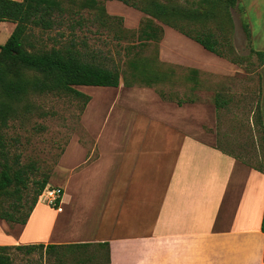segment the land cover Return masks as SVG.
<instances>
[{"label":"crops","instance_id":"1","mask_svg":"<svg viewBox=\"0 0 264 264\" xmlns=\"http://www.w3.org/2000/svg\"><path fill=\"white\" fill-rule=\"evenodd\" d=\"M251 37L254 46L250 27ZM158 61L186 71L189 88L162 97L120 81L106 97L113 95L116 117L97 134L88 95L86 154L52 180L58 206L38 200L25 225L0 220V246L90 244L105 254L107 244L110 261L98 264H264V174L218 145L220 115L201 80L240 68L167 25ZM260 71L264 127V65Z\"/></svg>","mask_w":264,"mask_h":264},{"label":"rangeland","instance_id":"2","mask_svg":"<svg viewBox=\"0 0 264 264\" xmlns=\"http://www.w3.org/2000/svg\"><path fill=\"white\" fill-rule=\"evenodd\" d=\"M85 1L62 0L64 12L57 16L58 24L48 32L37 28L31 30L29 40L34 42L36 48L45 50L74 43L78 50L87 55L88 61L94 60L103 67L118 70L120 81L137 86L144 85L141 78L145 77L134 78L131 63L142 64L148 61L159 76H166L153 82L149 77L148 82L153 84L155 90L165 92L172 98L178 97L181 90L184 92L189 88L184 82L188 73L161 65L158 61V42L142 38V29L150 18L148 15L121 1L96 0L98 6H104L102 13L87 7ZM161 1L176 4L184 10L198 9L206 5L203 0ZM129 2L140 7L144 0ZM213 11L214 14L207 19H181L176 22L179 27L193 35L212 32L218 38V48L227 56L226 59L241 61L237 65L240 69L230 77L203 75L201 80L206 82L205 89L212 91L208 99L214 100L218 92L232 97L228 110H221L220 113L218 145L240 160L264 170V142L261 139L262 132L254 124L253 113L261 103L260 69L263 65L252 52L253 47L261 49L264 44V0H239L234 7H229L223 1L217 4L216 1ZM244 25L249 27V31L251 27L252 36L255 37L254 46L252 37H247ZM14 28L12 23L0 22V45L7 41ZM79 90L94 96L87 119L93 123L92 130L97 134L105 118L112 117L113 120L116 117V111L110 110L114 106L110 105L113 95L106 98L114 94L113 88L86 86ZM122 101H125L124 97L120 103ZM29 104L30 106H25L26 102H23L22 106H17L16 115L9 120L7 128L1 129V133L9 143V163L14 157H19V164L13 165L15 168L33 164L38 172L32 177L37 179L44 174L49 175L46 191L57 188L54 181L61 182L63 167L85 157V150L80 145L88 144L85 141L88 136L87 128L82 122L84 100L72 94H45L30 98ZM69 146L71 148L65 156ZM2 162L4 160L0 156V164ZM32 188L31 184L30 193ZM12 200L5 199L4 204L7 205ZM10 255L15 264H30L39 257H28L17 251H11Z\"/></svg>","mask_w":264,"mask_h":264},{"label":"trees","instance_id":"3","mask_svg":"<svg viewBox=\"0 0 264 264\" xmlns=\"http://www.w3.org/2000/svg\"><path fill=\"white\" fill-rule=\"evenodd\" d=\"M113 1V0H106ZM121 1L127 6L138 9L150 18L142 29L141 35L145 40H154L158 43L163 36V25L170 26L187 37L201 44L206 50L222 58H227L218 48L220 42L212 32H202L193 35L179 27L177 20H193L205 17L210 18L214 14V4L225 2L229 7L237 5L239 0H203L206 4L198 9H180L176 4H170L161 0H144L143 6L132 4L129 0ZM62 0H0V22L15 24V28L7 41L0 45V156L3 158L0 168V220L7 223L25 225L38 203L39 197L49 185V175L44 174L41 178L32 177L38 168L33 164L15 168L19 164V157L9 163L8 144L2 128H7L9 120L17 113V106H30L29 99L45 94H72L84 100L82 111L85 109L90 97L77 90L75 87H110L117 88L120 85V73L116 69H108L88 61L87 55L77 49L74 43L70 46L51 48L45 50L36 48L34 42L29 40L30 31L37 28L43 32L51 31L57 24V16L64 12ZM87 7L95 8L104 13V6H98L96 0H86ZM81 7H84L82 5ZM99 15V14H98ZM154 20H152V19ZM157 21V22H156ZM244 30L250 39V31L247 25ZM258 56L261 65H264V52H254ZM228 60V59H227ZM235 65L241 64L240 60H228ZM132 76H144L141 78L143 86L153 87L151 82L166 76H159V73L149 65L148 61L131 63ZM148 76H145L147 75ZM193 77L199 73L191 72ZM125 81V86H132ZM165 92L159 91L162 97ZM232 97L216 93L214 104L218 112L221 109H228V103ZM183 102V101H182ZM254 124L262 132L264 142V127L260 107L256 106L253 111ZM264 151V144L262 146ZM225 151V150H224ZM227 152V151H226ZM229 153V152H228ZM258 169V168H257ZM263 172L264 170L260 169ZM31 184L33 191L30 193ZM12 198V202L5 205V199ZM57 200L53 207L58 206ZM264 232V216L262 221ZM107 251L105 254H98L90 250V244H36L26 246H0V264H15L10 252L17 251L26 256L38 255V259L30 264H98L110 261L108 245L103 244Z\"/></svg>","mask_w":264,"mask_h":264},{"label":"built area","instance_id":"4","mask_svg":"<svg viewBox=\"0 0 264 264\" xmlns=\"http://www.w3.org/2000/svg\"><path fill=\"white\" fill-rule=\"evenodd\" d=\"M61 197V191L56 188H50L47 189L43 195L39 197V200H46L48 204L54 206L57 202V200H60Z\"/></svg>","mask_w":264,"mask_h":264}]
</instances>
